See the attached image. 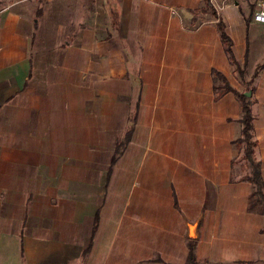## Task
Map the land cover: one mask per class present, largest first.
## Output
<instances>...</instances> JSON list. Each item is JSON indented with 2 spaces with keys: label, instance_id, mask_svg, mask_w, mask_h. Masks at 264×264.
I'll return each mask as SVG.
<instances>
[{
  "label": "crops",
  "instance_id": "1",
  "mask_svg": "<svg viewBox=\"0 0 264 264\" xmlns=\"http://www.w3.org/2000/svg\"><path fill=\"white\" fill-rule=\"evenodd\" d=\"M209 3L0 0V264H187L190 242L264 263L239 102L212 79L243 90L218 21L245 81L264 25L254 0ZM249 96L264 182V68Z\"/></svg>",
  "mask_w": 264,
  "mask_h": 264
},
{
  "label": "trees",
  "instance_id": "2",
  "mask_svg": "<svg viewBox=\"0 0 264 264\" xmlns=\"http://www.w3.org/2000/svg\"><path fill=\"white\" fill-rule=\"evenodd\" d=\"M205 8L210 9L212 14V6L209 0H205ZM203 9H200L202 11ZM217 28L219 32V37L221 43L223 44L224 51L228 57L230 65L233 67L237 79L246 86V90L252 91V84L257 78L261 69L264 68L263 63L256 66L253 74L248 81H245V63L240 65L234 58L232 52V41L229 36L225 33L224 25L221 21H218ZM213 79V93L215 99H219L226 93H232L237 98L241 110V131L239 137L232 142L235 149L241 151L242 155L240 157L244 162V166L247 173L241 177L242 181H246L251 185V192L248 198L247 210L251 213H257L264 215V182L261 175L260 163L255 159L254 149L257 145L256 140L253 137V115L251 112V96H246L244 93L237 91L232 88L227 80L217 71H212ZM129 137L126 136L124 140L117 145L112 162L115 161L117 156L120 154L124 145L127 143ZM264 232V229L262 230ZM194 242L188 244V262L187 264H197L195 254H194ZM161 262L160 259L156 260Z\"/></svg>",
  "mask_w": 264,
  "mask_h": 264
},
{
  "label": "built area",
  "instance_id": "3",
  "mask_svg": "<svg viewBox=\"0 0 264 264\" xmlns=\"http://www.w3.org/2000/svg\"><path fill=\"white\" fill-rule=\"evenodd\" d=\"M252 21L264 25V0H254Z\"/></svg>",
  "mask_w": 264,
  "mask_h": 264
},
{
  "label": "rangeland",
  "instance_id": "4",
  "mask_svg": "<svg viewBox=\"0 0 264 264\" xmlns=\"http://www.w3.org/2000/svg\"><path fill=\"white\" fill-rule=\"evenodd\" d=\"M243 84V83H242ZM244 91H249L250 93V90H246V86L243 84V90L242 91H239L241 93H243ZM251 98V97H250ZM201 264H212V263H201ZM250 264H264V263H261V262H255V263H250Z\"/></svg>",
  "mask_w": 264,
  "mask_h": 264
},
{
  "label": "water",
  "instance_id": "5",
  "mask_svg": "<svg viewBox=\"0 0 264 264\" xmlns=\"http://www.w3.org/2000/svg\"><path fill=\"white\" fill-rule=\"evenodd\" d=\"M245 95L249 97L250 93H248V94H245Z\"/></svg>",
  "mask_w": 264,
  "mask_h": 264
}]
</instances>
